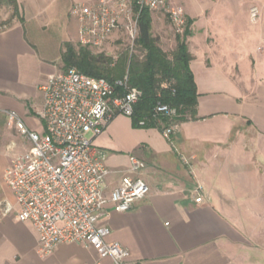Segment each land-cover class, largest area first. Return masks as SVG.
<instances>
[{
	"label": "crops",
	"instance_id": "obj_1",
	"mask_svg": "<svg viewBox=\"0 0 264 264\" xmlns=\"http://www.w3.org/2000/svg\"><path fill=\"white\" fill-rule=\"evenodd\" d=\"M15 1L18 15L0 31V264H114L79 244L40 257L33 226L5 211L16 204L4 171L31 148L8 116L44 131L41 87L65 72V45H78L70 9L97 2ZM167 1L188 20L196 108L179 123L173 147L158 129L133 127L123 115L92 138L108 172L105 199L124 175L149 187L127 212L107 203L98 225L137 264H264V0ZM131 156L145 165L135 174ZM197 187L201 203L194 202Z\"/></svg>",
	"mask_w": 264,
	"mask_h": 264
},
{
	"label": "built area",
	"instance_id": "obj_2",
	"mask_svg": "<svg viewBox=\"0 0 264 264\" xmlns=\"http://www.w3.org/2000/svg\"><path fill=\"white\" fill-rule=\"evenodd\" d=\"M144 11L165 15L176 35L187 29L183 11L167 0H97L90 5L74 4L70 9L79 24L78 45L102 50L114 35L121 33L132 48ZM249 16L256 20L257 9L251 8ZM41 90V134L28 131L15 113L8 116L30 141L31 148L14 157L4 171V181L16 204V209L8 207L5 211H13L16 220L33 226L40 257L52 254L58 245L79 244L94 249L101 258H111L114 264H137L127 261L129 252L118 243L105 241L109 229L98 222L108 215L107 203L114 212H127L149 193V187L139 177L124 175L105 199L108 172L92 138L100 135L116 115L131 117L140 93L128 87L126 78L111 84L75 69L51 76ZM155 115L171 119L175 110L159 104ZM160 131L173 147L179 123H170ZM129 163L132 174L145 166L133 156ZM194 196L195 203L202 202L200 187Z\"/></svg>",
	"mask_w": 264,
	"mask_h": 264
},
{
	"label": "trees",
	"instance_id": "obj_3",
	"mask_svg": "<svg viewBox=\"0 0 264 264\" xmlns=\"http://www.w3.org/2000/svg\"><path fill=\"white\" fill-rule=\"evenodd\" d=\"M0 3L11 7L14 17L18 15L15 0H0ZM150 15L144 11L138 20L135 45L143 52L141 58L125 52L112 63L110 58L102 54L93 55L88 48L67 44L62 61L65 72L75 69L81 74L104 79L111 84L126 78L128 87L140 93L130 117L133 127L156 128L160 131L170 123L186 120L187 114L189 118L194 114L197 91L189 69L192 56L186 45L190 32L186 29L182 35H176L174 49L166 53L151 35ZM159 104L174 109L175 117L154 116V110ZM141 122L143 125H139Z\"/></svg>",
	"mask_w": 264,
	"mask_h": 264
},
{
	"label": "rangeland",
	"instance_id": "obj_4",
	"mask_svg": "<svg viewBox=\"0 0 264 264\" xmlns=\"http://www.w3.org/2000/svg\"><path fill=\"white\" fill-rule=\"evenodd\" d=\"M151 35L157 40L162 51L169 53L175 47L176 34L165 15L162 13H152L151 15ZM14 20L11 7L0 3V31L9 27ZM93 55L102 54L110 58L112 63L120 58L125 52L142 57L143 52L134 45L132 48L126 42L121 33L114 35L102 50L88 49ZM41 134V132H38Z\"/></svg>",
	"mask_w": 264,
	"mask_h": 264
}]
</instances>
